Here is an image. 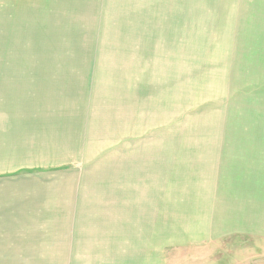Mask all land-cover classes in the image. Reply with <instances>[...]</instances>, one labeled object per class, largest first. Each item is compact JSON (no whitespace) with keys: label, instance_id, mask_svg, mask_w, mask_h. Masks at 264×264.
I'll use <instances>...</instances> for the list:
<instances>
[{"label":"rangeland","instance_id":"1","mask_svg":"<svg viewBox=\"0 0 264 264\" xmlns=\"http://www.w3.org/2000/svg\"><path fill=\"white\" fill-rule=\"evenodd\" d=\"M3 145L0 264H264V0H0Z\"/></svg>","mask_w":264,"mask_h":264},{"label":"crops","instance_id":"2","mask_svg":"<svg viewBox=\"0 0 264 264\" xmlns=\"http://www.w3.org/2000/svg\"><path fill=\"white\" fill-rule=\"evenodd\" d=\"M3 150L0 152V159L3 158L5 145L2 146ZM38 174V175H37ZM45 174L41 168H22L17 171L3 172L0 170V260L5 259H20L19 249L15 248V252L5 245H22V252H26V247L29 243H34L32 238L33 232L25 229H30L28 221H20L19 226L15 223L14 219L30 217L32 211L29 208V200L26 197L29 190V180L25 176ZM22 178H27L23 180ZM41 179L38 178V180ZM34 185H40L39 181H34ZM46 190L45 188H43ZM27 198V202L26 199ZM11 220V222H10ZM31 230V229H30ZM10 251V252H9ZM15 254V255H13ZM25 258V257H22Z\"/></svg>","mask_w":264,"mask_h":264}]
</instances>
